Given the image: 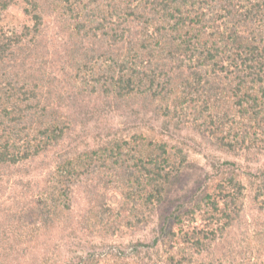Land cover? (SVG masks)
<instances>
[{
    "label": "trees",
    "instance_id": "16d2710c",
    "mask_svg": "<svg viewBox=\"0 0 264 264\" xmlns=\"http://www.w3.org/2000/svg\"><path fill=\"white\" fill-rule=\"evenodd\" d=\"M11 7L26 24H0V187L9 176L32 198L0 222V247L34 257L36 234L82 202L74 222L86 234L149 220L186 169V124L223 154L264 151V0H0V21ZM43 51L59 72L37 63H50ZM210 166L189 199L160 212L153 237L58 264H226L217 254L247 217L251 178L264 215V164L254 176L224 156ZM236 252L231 264H264V243Z\"/></svg>",
    "mask_w": 264,
    "mask_h": 264
},
{
    "label": "rangeland",
    "instance_id": "374dc122",
    "mask_svg": "<svg viewBox=\"0 0 264 264\" xmlns=\"http://www.w3.org/2000/svg\"><path fill=\"white\" fill-rule=\"evenodd\" d=\"M24 15L25 14L17 8L11 7L1 17L0 24L6 29H18L22 31V26L26 24L24 21ZM49 23L46 21V23L43 24L44 28H42V30H46V32L49 33L50 38L53 36L56 38L60 35V29L56 23ZM47 45L49 49L51 46L53 47L52 44ZM45 53L46 52L43 51L42 55L40 54L41 59L50 61V63H44V61L41 64L39 62L37 63L39 65L44 64V69H46L48 74L52 70L59 72V68L56 66L59 65L56 60L57 58L54 61L52 54L47 57L45 56ZM104 119V121H106L107 118ZM119 122V117L114 115L110 120H107L105 125L101 126V128L104 127L105 130V127L112 126V123H115L117 126V123ZM194 131L195 130L192 129L190 123L182 128L183 139H185L188 145L186 150L189 149L186 169L182 171L180 178L174 182V185L167 193L162 206H160L157 212L154 213L156 215H150L153 217L149 220L143 222L141 225H136L134 223L132 227L125 229L117 236H111V233H108L107 235L104 233V237L109 238H104L103 234L99 231L93 233V235L86 234V229L81 227V222H79V227L74 222L77 220L79 221L83 216L85 207L82 202L79 204V207H76V210L71 215L70 219L67 216L61 218V222L59 223L60 226L56 227V230H45L43 233L36 234V240L32 242L34 257L19 254L22 248L20 245H18V251L8 249L3 241L1 244V246H3L0 247V255H6L7 258L4 259L0 257V264H44V257H49V261L52 259L50 264H58L61 263V260L57 258H61L68 251L69 253L77 252L87 248L89 245H95L98 247L106 244L107 247H110L123 244L126 245V247H129V243L136 241L137 239L147 240L148 238L153 237L155 230L157 229L158 216L161 214L160 212L165 211L166 209H173L175 205L189 199L191 195L197 191L195 189L200 185V181L205 178L207 172H213L210 163L219 162L220 158L224 156L225 159L236 162L237 165L243 169L246 168V165H249L251 168L249 170L253 173L252 176L257 173L258 167L264 164V151H259V154L255 155L248 154L245 151L223 154L216 146L212 145L209 132L204 136H200ZM244 171L246 170L244 169ZM33 172L35 173L36 170H33ZM257 174L259 175V173ZM16 178L18 180V177ZM22 179H24V177L20 178V180ZM1 180L3 187H0V222L4 224L8 219L14 216V213H17V208H19L18 202L20 201V203H22L23 201L32 198V195H22L21 192L14 187V178L11 179L9 176H5ZM243 181L247 182V178ZM253 181L255 180L251 178L248 180L249 184H246V192L252 195L251 198H249V204L251 205H249L247 209L248 220L246 217L239 222L238 226L234 228L232 235L226 237L222 244V248L219 250V254H217L218 258L225 259L222 262L226 261V264H231L233 261L239 259L240 253L236 252L238 248L243 246L247 247L249 243H264V237L256 239L260 237L257 233L258 231L264 233V215H260L257 209H255L256 201H254L253 198H255L257 190ZM118 193L119 192H117L116 189L114 190V188L111 187L107 192V195L111 200L117 203L119 200ZM261 200H263V198H261ZM252 221L253 224L256 223L252 225Z\"/></svg>",
    "mask_w": 264,
    "mask_h": 264
}]
</instances>
